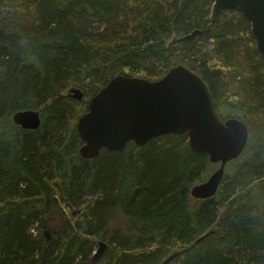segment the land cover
<instances>
[{
	"label": "trees",
	"instance_id": "1",
	"mask_svg": "<svg viewBox=\"0 0 264 264\" xmlns=\"http://www.w3.org/2000/svg\"><path fill=\"white\" fill-rule=\"evenodd\" d=\"M213 3L0 0V264H264V56L244 13L212 20ZM177 64L205 80L222 119L236 114L250 131L207 199L191 190L212 162L187 134L80 154L77 122L100 88ZM25 109L40 110L38 129L14 122ZM58 209L69 218L54 231ZM119 212L126 228L110 229Z\"/></svg>",
	"mask_w": 264,
	"mask_h": 264
},
{
	"label": "water",
	"instance_id": "2",
	"mask_svg": "<svg viewBox=\"0 0 264 264\" xmlns=\"http://www.w3.org/2000/svg\"><path fill=\"white\" fill-rule=\"evenodd\" d=\"M225 8H239L250 20L257 48L264 56V0H214L212 20ZM72 91L75 97L83 98L81 90ZM13 120L25 129H38L42 123L41 112L36 109L16 111ZM77 130L84 142L80 154L88 159L96 158L103 148L123 150L131 141L142 146L161 134H187L193 150L219 163L207 180L192 188L191 194L197 199L217 194L227 164L241 156L250 138L249 127L241 118L220 117L205 80L183 64L172 67L158 80L115 76L92 96ZM100 244L96 259L107 247V243Z\"/></svg>",
	"mask_w": 264,
	"mask_h": 264
},
{
	"label": "rangeland",
	"instance_id": "3",
	"mask_svg": "<svg viewBox=\"0 0 264 264\" xmlns=\"http://www.w3.org/2000/svg\"><path fill=\"white\" fill-rule=\"evenodd\" d=\"M214 4V3H213ZM2 15H5V12L4 13H2ZM183 37V36H182ZM182 37H176V36H174V37H171L169 40H168V43H172V44H175V43H177V42H174V40L175 39H180V38H182ZM178 65V64H177ZM162 68V67H161ZM163 70H165V68H162ZM162 78V77H161ZM75 88H77V89H79V90H81L80 88H78L77 86H71V87H69L68 89H67V93H68V95H71V96H73L74 97V95H75V92L74 91H72L73 89H75ZM101 89V88H100ZM82 91V90H81ZM83 92V91H82ZM83 94H84V92H83ZM85 95V94H84ZM77 98V97H76ZM92 98V97H91ZM78 99V98H77ZM225 112H227L228 113V110H225ZM230 117H236V114H233V115H230L228 118H230ZM237 118H239V117H237ZM226 119V118H225ZM249 142V141H248ZM229 164V163H228ZM228 164H227V166H226V168L228 167ZM219 167V163H212L211 164V169H210V172L208 173V175L206 176V179L205 180H207V178H209V176L217 169ZM204 180V181H205ZM117 216H116V218H114L113 220H112V222H111V224H110V229H112V228H116V227H119V228H126V221H125V219H124V217L122 216V212H119V213H117L116 214ZM66 218H69V214L68 213H63V212H61L59 209L58 210H54L52 213H51V215H50V219H51V221H52V223H51V228L54 230V231H57L59 228H61V226H62V224H63V221H64V219H66ZM54 231H52V230H48V237H51V233L53 232L54 233ZM101 242H104V243H107V241L106 240H104L103 238H101V239H99L98 241H97V245H95V249H94V256H96V253H97V251H98V249H99V247L101 246ZM173 264H175V263H173Z\"/></svg>",
	"mask_w": 264,
	"mask_h": 264
},
{
	"label": "bare ground",
	"instance_id": "4",
	"mask_svg": "<svg viewBox=\"0 0 264 264\" xmlns=\"http://www.w3.org/2000/svg\"><path fill=\"white\" fill-rule=\"evenodd\" d=\"M138 146V145H137Z\"/></svg>",
	"mask_w": 264,
	"mask_h": 264
}]
</instances>
